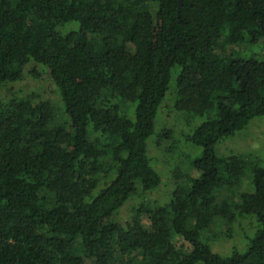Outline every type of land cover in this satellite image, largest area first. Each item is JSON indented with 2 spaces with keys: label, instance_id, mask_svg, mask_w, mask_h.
<instances>
[{
  "label": "trees",
  "instance_id": "trees-1",
  "mask_svg": "<svg viewBox=\"0 0 264 264\" xmlns=\"http://www.w3.org/2000/svg\"><path fill=\"white\" fill-rule=\"evenodd\" d=\"M258 40L264 0H0V264H264V166L241 190L244 159L214 150L264 116V52L231 54ZM25 73L46 76L67 118L6 87ZM170 87L175 111L206 115L185 136L199 173L117 223L159 183L146 139ZM244 215L258 227L243 251H212Z\"/></svg>",
  "mask_w": 264,
  "mask_h": 264
},
{
  "label": "rangeland",
  "instance_id": "rangeland-1",
  "mask_svg": "<svg viewBox=\"0 0 264 264\" xmlns=\"http://www.w3.org/2000/svg\"><path fill=\"white\" fill-rule=\"evenodd\" d=\"M75 22H67L58 26L59 32L75 27ZM232 55L247 57L250 54L260 55L264 52V42L258 40L253 44H243L233 47ZM26 70L34 68L40 71L42 65L29 61L25 66ZM24 68V69H25ZM195 77V76H194ZM12 87L22 93L38 91L40 98L47 99L55 107L54 120L62 118L63 107L55 86L47 82L46 76L33 78L25 73L20 81L7 83L6 87ZM18 88V89H17ZM6 92V91H5ZM18 93V92H17ZM170 87L161 101L153 120V132L146 139V152L150 160V165L159 176V183L156 187L145 191H140L139 186L136 193L131 194L124 203L113 213L111 219L117 223L123 224L130 219L132 209L140 203L148 205H160L170 199L171 191L177 184H181L185 175L197 176L198 170L193 165V160L198 156L200 148L187 140L185 136L189 134L194 127L206 119V115H191L184 112L175 111L172 107L173 95ZM4 96V89L0 91ZM67 118V117H66ZM169 130L170 135L163 137L156 143L157 134L163 130ZM215 154L226 156L229 154L240 155L246 168L241 176L239 188L241 190H251V178L249 166L258 163L264 166V116L254 117L239 131L233 135L219 140L214 147ZM175 172L177 174L175 175ZM141 224L144 225L145 219L141 218ZM258 227L255 218L251 215H244L233 225L231 237L225 241L209 240L208 244L212 251L229 253L231 250L241 252L247 240L253 235ZM177 242H181L179 239ZM184 249L188 250L187 243H183ZM195 264H202L196 262Z\"/></svg>",
  "mask_w": 264,
  "mask_h": 264
}]
</instances>
